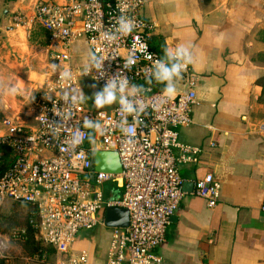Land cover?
<instances>
[{"label": "built area", "instance_id": "obj_1", "mask_svg": "<svg viewBox=\"0 0 264 264\" xmlns=\"http://www.w3.org/2000/svg\"><path fill=\"white\" fill-rule=\"evenodd\" d=\"M143 5L144 0H33L29 15L14 11L7 19L5 29L9 31L21 30L29 37L38 25L49 35L47 71L33 123H26L19 114L5 115L1 120L0 148L12 151V161L0 174V206L7 199L33 205L35 237L56 253L53 260L42 263L23 256L25 264H91L86 250L70 253V249L80 231L106 226L107 207L125 208L129 223L109 228L104 264H164L156 249L184 194L179 167L199 163L203 150L179 140L178 128L192 123L191 111L198 103L190 64L179 78L185 88L172 97L165 96L163 90L138 92L134 99L147 105L138 116L122 113L118 101L111 110L89 109L84 100L72 104L73 90L81 89L82 79H92L102 88L117 74L129 87L148 79L153 64L162 58L151 48L154 24L141 16ZM121 15L134 21L132 32L111 42L103 40L102 33L114 31ZM79 40L85 41L89 53L107 57L103 75L95 68L83 74L89 59L83 64L75 62L74 44ZM129 55L135 62L124 68ZM65 69L71 71L72 79L61 81ZM65 92L68 99H60ZM46 95L51 98L46 99ZM125 116L126 126L135 131L131 139L120 128ZM85 118L98 121L103 132L86 128ZM258 131L264 134V120ZM73 136L84 139L75 146ZM94 142L98 150L118 154L119 174L94 169ZM215 145L211 142L209 146ZM3 156L0 149V168ZM107 181L114 185L105 190ZM117 188L121 193L115 195ZM193 193L213 207L219 201L221 183L213 173H204L194 180ZM260 210L264 216V202ZM24 233L19 229L11 236L23 239ZM9 241V235L0 234L2 264H11Z\"/></svg>", "mask_w": 264, "mask_h": 264}, {"label": "crops", "instance_id": "obj_2", "mask_svg": "<svg viewBox=\"0 0 264 264\" xmlns=\"http://www.w3.org/2000/svg\"><path fill=\"white\" fill-rule=\"evenodd\" d=\"M32 3L0 0V51L5 48L18 54L26 48L24 33L9 31L5 25L14 11L29 15ZM141 16L154 24L150 36L154 42L173 49L182 44L193 61L190 66L198 103L191 111L192 123L179 127L178 133L180 141L203 150L199 163L182 165L179 173L187 184L207 172L221 183V195L213 207L193 193V185L183 189L179 208L156 251L164 264H264V216L260 210L264 202V134L258 131L264 120V59L251 55L256 44H262L264 52V42L257 36L264 30V0H144ZM42 51L46 65L45 46ZM73 53L79 64L89 59L84 40L74 44ZM11 62L2 74L16 88L25 84L32 88L30 110H35L47 70H25V63L17 57ZM177 84L176 93L185 88L179 79ZM115 104L87 107L111 110ZM2 110H7L5 115L20 113L22 118L16 111L23 110L20 105L3 103ZM211 142L216 145L210 147ZM93 146L97 149V142ZM114 193L120 194L121 188ZM105 229L97 225L83 230L81 237L76 235L70 253L86 250L91 264H104L110 236V229ZM8 244L10 247V241ZM22 260L16 261L12 255L10 261L25 264Z\"/></svg>", "mask_w": 264, "mask_h": 264}, {"label": "clouds", "instance_id": "obj_3", "mask_svg": "<svg viewBox=\"0 0 264 264\" xmlns=\"http://www.w3.org/2000/svg\"><path fill=\"white\" fill-rule=\"evenodd\" d=\"M135 23L130 18L121 15L117 19V27L114 31H105L102 33V39L106 41H113L117 39L118 35H126L132 32L135 27ZM107 57H98L94 53H89V62L85 65V71L83 74H87L91 71V68H95L97 72L103 75V61ZM134 57L129 55L124 61V68H130L134 63ZM193 63L187 48L184 45H177L173 48H165L164 56L162 59L157 60L148 75V80H155L158 83H163L165 85L163 93L167 97H172L176 93V83L175 81L181 77L182 72L186 69L188 64ZM55 65L53 69L55 70ZM72 79V73L70 70L65 69L61 72L60 80L66 81ZM143 90V86L132 85L129 87L127 80L122 79L120 74L115 76H110L106 85L103 87L102 91L93 93L94 105L97 108H103L106 105H111L115 102H119L120 111L126 115L138 116L140 113L144 112L147 105L143 101L134 99L137 93ZM21 91L19 88H13L10 95H16ZM133 99H129V97ZM51 97L46 95V99ZM60 99H68V94L65 92L61 95ZM84 99L82 90H73L72 104H78ZM54 111L57 115H60L54 107ZM63 118V117H62ZM64 119V118H63ZM123 125L120 126L121 131L128 136L130 139L135 135V131L132 127L126 126L127 120L126 116L123 119ZM84 126L91 129L93 132H103V128L98 121H93L88 118L84 120ZM84 137L73 136V143L78 146L82 143ZM91 141V140H90Z\"/></svg>", "mask_w": 264, "mask_h": 264}, {"label": "rangeland", "instance_id": "obj_4", "mask_svg": "<svg viewBox=\"0 0 264 264\" xmlns=\"http://www.w3.org/2000/svg\"><path fill=\"white\" fill-rule=\"evenodd\" d=\"M257 36H259V34ZM45 42H46L45 33L40 27L36 26L33 32L31 33V35L29 37H26L27 46L26 48L22 47L23 49H21L22 51L20 53L17 54L16 51L8 52L7 50H4L5 48L1 49L2 51H0V132L2 131L1 120L3 116L8 113L7 110H2L3 103H9L11 106L17 108H19L20 105L23 110H16V111L21 112L22 114L21 116L26 122H32V114L34 112V110H30L31 107L30 105L32 103L31 100L33 97L32 88L29 87L28 84H25L22 87H17L21 89V91L18 94L10 95L11 90L13 88H16V83H9L10 80L9 76L7 79V77L6 76L4 77L2 73L6 69H8L9 67L8 64H11L12 63L11 60L15 59L16 57L25 63V67H26L25 70L29 68H33L36 69L37 71L39 70L40 72H45L47 68L45 63L43 62L44 51H42L43 46H46ZM81 52H82V56H84L85 50H82ZM23 54L25 55L27 60H25V57L22 56ZM257 54L260 56L259 59H264L262 44L260 45L256 44V46L251 49L252 56H255ZM9 55L10 57L8 59ZM177 80L175 81L176 85H178ZM81 87H82L83 95L86 98L84 101L87 104V106L90 108H97L95 107L94 100L92 98L93 93L102 91L103 88L96 81L89 78L81 80ZM91 158L93 159V155L91 156ZM109 187H111V181H107L103 184L104 189H107ZM12 204L13 202L11 200L7 199L3 201L2 205L0 206V218L10 213ZM105 230L108 231L109 227H106ZM83 233H84L83 231H80L77 234V239L81 237ZM11 245L12 246H10L7 249V251L10 250V252L13 253L12 255H15L16 261L19 262L23 261L21 255L17 253L18 245L13 242ZM49 253L53 257L56 256L54 249L49 248Z\"/></svg>", "mask_w": 264, "mask_h": 264}, {"label": "trees", "instance_id": "obj_5", "mask_svg": "<svg viewBox=\"0 0 264 264\" xmlns=\"http://www.w3.org/2000/svg\"><path fill=\"white\" fill-rule=\"evenodd\" d=\"M38 26V25H37ZM40 27L46 35V42L48 44L49 35L44 28ZM259 38L264 42V30H260ZM151 48L159 53L161 58L164 56V44H158L154 42L153 37L150 38ZM140 86H143L144 92H153L157 90H162L161 87L164 85L163 83H158L155 80L149 81L148 79L142 80L139 83ZM1 151H3V161L1 162L0 174L8 167L10 162L12 161V151L7 147H1ZM119 184L115 182V185ZM36 217L35 208L31 204L17 203L13 202L11 211L9 214L2 216L0 218V234H7L10 236V244L15 243L19 247V255L28 256L32 261L37 263H42L46 261L53 260L54 257L50 255L49 248L53 249L50 245L44 244L41 241L37 240L35 237V229L31 224V220ZM24 229L25 233L23 235V239H14L12 238V233L19 230ZM12 246V245H11ZM7 253L12 256V252L10 250ZM2 260H0V264H2Z\"/></svg>", "mask_w": 264, "mask_h": 264}, {"label": "water", "instance_id": "obj_6", "mask_svg": "<svg viewBox=\"0 0 264 264\" xmlns=\"http://www.w3.org/2000/svg\"><path fill=\"white\" fill-rule=\"evenodd\" d=\"M2 21L0 22V27ZM93 167L96 171L109 172L119 174L121 172V165L118 154L115 151L94 150L93 151ZM193 185L192 183H184L183 189ZM105 224L106 227H126L129 223L128 211L125 208L107 207L105 209Z\"/></svg>", "mask_w": 264, "mask_h": 264}]
</instances>
